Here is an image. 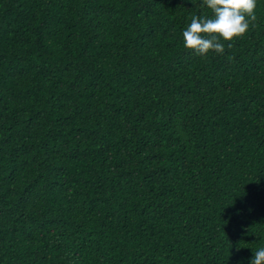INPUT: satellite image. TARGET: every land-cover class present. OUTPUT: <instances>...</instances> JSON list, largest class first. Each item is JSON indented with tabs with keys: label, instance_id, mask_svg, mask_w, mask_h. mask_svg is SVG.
Returning <instances> with one entry per match:
<instances>
[{
	"label": "trees",
	"instance_id": "obj_1",
	"mask_svg": "<svg viewBox=\"0 0 264 264\" xmlns=\"http://www.w3.org/2000/svg\"><path fill=\"white\" fill-rule=\"evenodd\" d=\"M202 0H0V264H250L264 248V0L224 52Z\"/></svg>",
	"mask_w": 264,
	"mask_h": 264
},
{
	"label": "clouds",
	"instance_id": "obj_2",
	"mask_svg": "<svg viewBox=\"0 0 264 264\" xmlns=\"http://www.w3.org/2000/svg\"><path fill=\"white\" fill-rule=\"evenodd\" d=\"M202 7L212 13L211 16L193 15L182 36L184 47L195 51L198 56H206L214 51L224 52L221 41L231 42L243 37L256 20L257 0H202ZM250 264H264V248L253 252Z\"/></svg>",
	"mask_w": 264,
	"mask_h": 264
}]
</instances>
